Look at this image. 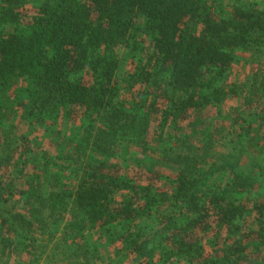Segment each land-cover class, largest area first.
<instances>
[{"label":"trees","instance_id":"16d2710c","mask_svg":"<svg viewBox=\"0 0 264 264\" xmlns=\"http://www.w3.org/2000/svg\"><path fill=\"white\" fill-rule=\"evenodd\" d=\"M263 56L250 0H0V264H99L92 232L123 264H264ZM61 117L65 163L15 155L13 119Z\"/></svg>","mask_w":264,"mask_h":264},{"label":"rangeland","instance_id":"374dc122","mask_svg":"<svg viewBox=\"0 0 264 264\" xmlns=\"http://www.w3.org/2000/svg\"><path fill=\"white\" fill-rule=\"evenodd\" d=\"M250 1H254L261 5L264 4V0H250ZM118 53L120 55V58L123 59L125 50L124 49L119 50ZM260 63L264 69V56L261 59ZM131 65H132V62L130 61L128 63V67L126 66V68L129 69ZM259 68H260L259 64L253 63L249 59L247 60L243 59L242 62L239 65H237V67H235L232 70V72L229 74V82L237 83L238 85L247 84L249 82V79L252 77V75L255 72H257ZM120 76L123 77L122 74H120ZM123 96L124 98H126V93L125 95L123 94ZM9 124L16 126V130L14 133L15 143H13L14 145L13 150L14 152L16 151L15 153L16 156L17 154L21 153V151L25 152L29 146L36 155L42 152L43 153L48 152L49 154H52L53 156L56 157L55 160L59 164H62V163H65L64 161H62L63 155L69 156L73 154V151H72L73 143H71V141L73 140L74 135L79 130L78 129L79 125L76 122H72L69 119L67 120L64 117H61L60 119H55L52 122L47 123L46 128H43L42 126H36V125L32 126L28 122H24L20 120L19 118H15ZM224 124H226L225 125L226 127L229 126L228 122ZM7 127H6V130L8 131ZM49 127L52 129L53 133L50 136L46 135V137H44L45 131ZM159 131L160 130H158V123L156 122L152 123V127L150 129L149 138H148V141L150 142L151 145H155V140H156L155 138L158 136ZM5 136L6 135H4V137ZM21 137H27L29 140V143L28 144L23 143V147L17 148ZM131 154H135L138 156L135 150H131ZM40 156L42 155H39V157ZM147 157L148 158L152 157V159H155L158 157V155L149 153V155L147 154ZM124 159H129V157L124 156L119 152L116 161L123 165L125 161ZM80 164L81 163L74 164L73 162L72 165H73V168L77 166L75 168L76 170L77 168L81 166ZM158 169H160V171L164 173V175H168L169 177L174 176V174L172 173V170L166 168V166H160ZM8 175L11 176V173L3 171L2 173H0V180H3L4 183L5 181L9 183L12 177L8 178ZM64 184L70 185V183L67 182L66 180L64 181ZM38 238H40V236H38ZM88 238L93 243L97 244V247L100 248L98 251L97 257H101L102 260L99 262V264H116L117 261L123 264L122 258L116 256L114 252V248L106 247L107 240L105 241L102 240L103 239L102 234L97 233V232H92L88 235ZM39 242H41L40 247L42 248L46 247L47 251H51L53 248H55V243H54L55 241L49 243L48 237H47L46 242H42V241H39ZM101 244L103 245L102 247H101ZM74 253H75V249H72L71 251L67 252L65 248L63 247V248L58 249L55 255L59 256L60 260L63 261L62 263L64 264H76L75 263L76 260L74 259ZM14 260L15 258L14 256H12L11 263H14Z\"/></svg>","mask_w":264,"mask_h":264}]
</instances>
